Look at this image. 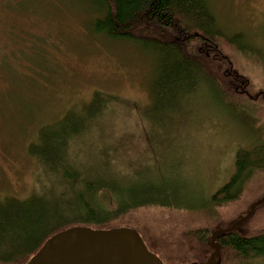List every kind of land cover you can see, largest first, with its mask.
I'll list each match as a JSON object with an SVG mask.
<instances>
[{"label": "rangeland", "instance_id": "obj_1", "mask_svg": "<svg viewBox=\"0 0 264 264\" xmlns=\"http://www.w3.org/2000/svg\"><path fill=\"white\" fill-rule=\"evenodd\" d=\"M209 5L225 33L244 35L247 52H229L255 90L264 91V0H209ZM103 15V5L92 0H0V196L26 198L52 184L56 189L45 195L56 196L60 176L29 154V144L41 125L80 106L97 89L136 104L121 106L116 116L105 110L100 117L106 132H135L133 148L145 149L149 165H162L184 187L173 208L134 214L163 235L206 225L211 196L234 175L238 151L264 143V100L226 96L211 84L180 102L182 109L175 110L180 116L157 110L151 91L156 52L135 40L94 33V21ZM92 127L82 140L103 145L108 136ZM263 191L264 173L222 212H238ZM225 264H264V257L231 254Z\"/></svg>", "mask_w": 264, "mask_h": 264}, {"label": "trees", "instance_id": "obj_2", "mask_svg": "<svg viewBox=\"0 0 264 264\" xmlns=\"http://www.w3.org/2000/svg\"><path fill=\"white\" fill-rule=\"evenodd\" d=\"M92 1L104 7V15L94 21V33L135 40L156 52L158 70L151 91L157 110L180 116V102L211 84L226 96L264 100V91L255 90L229 52H247L244 35L225 33L209 0ZM121 106L126 110L136 104L95 89L89 100L40 126L29 154L60 176L61 188L52 199L45 194L56 189L53 184L26 198L0 196V264H27L49 238L74 227L131 228L164 264H225L231 254L243 260L264 257V191L238 212H222L264 173L263 141L238 151L234 175L211 196L206 225L163 235L134 213L173 208L182 186L162 165H149L145 149L138 153L133 148L135 132H106L100 116L105 110L116 116ZM93 124L108 136L103 145L82 140Z\"/></svg>", "mask_w": 264, "mask_h": 264}, {"label": "water", "instance_id": "obj_3", "mask_svg": "<svg viewBox=\"0 0 264 264\" xmlns=\"http://www.w3.org/2000/svg\"><path fill=\"white\" fill-rule=\"evenodd\" d=\"M27 264H164L131 228L74 227L49 238Z\"/></svg>", "mask_w": 264, "mask_h": 264}]
</instances>
